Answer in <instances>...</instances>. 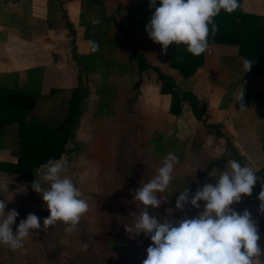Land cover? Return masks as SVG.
<instances>
[{"label": "crops", "instance_id": "0c3cea01", "mask_svg": "<svg viewBox=\"0 0 264 264\" xmlns=\"http://www.w3.org/2000/svg\"><path fill=\"white\" fill-rule=\"evenodd\" d=\"M240 3L244 12L264 15V0H240ZM149 4L150 0H0V74L17 73L20 83H24L28 69L42 67V93H47L52 87L66 93L78 85L79 81L81 66L73 52L78 55H87L91 52V41L85 36L84 25L98 20L99 23L95 24L96 30L106 32V36L102 35L99 40L101 52L103 51L106 55L110 53L117 60L123 61L132 50L131 41H134L146 55L148 63L173 77L180 86L189 85L192 91L203 99L204 121L216 124L217 130L223 137L217 136L213 128L204 126L202 121L196 119L187 103L182 105V111L178 116L170 113V94L160 92V83L152 70L144 74V81L141 84L143 90L137 96H135L136 90L133 84L124 80L131 76L117 77V96L113 101L111 114L95 115L94 109L98 98L95 94L93 99H90V95L87 109L80 116L75 139L88 143V150L70 151L57 160L67 164L71 180L73 178L81 184L82 179L94 178V183L97 182L101 188L103 184H106L107 178H112L111 169L114 166L120 171H134L137 168L134 164V148H136L138 154L145 152L149 155L148 162L142 170L143 182H149L156 175V170L163 165L168 154L154 155L155 147L150 144V140L157 136L160 137L163 147L168 146L174 155L183 152V161L176 163L173 174L180 178L181 182L184 177L194 178L193 173L188 170L195 167V160L199 154L222 155L228 152L229 148L225 145L226 138L233 148L232 154L236 153L239 158L236 161L242 166L250 167L254 172L260 169L264 165L262 149L264 144V71L258 76H250L245 69V64L248 62L239 55L237 45L212 43L203 53L202 65L196 69L188 82H183L178 71L170 66L173 54L171 45L165 53L162 45L150 39L145 30L155 11L150 9ZM156 4L157 7L160 6V0H156ZM65 15L73 24V38L65 27ZM122 26L126 28V32L120 28ZM98 68L100 67L94 66L88 73L97 78L100 72ZM73 72L77 75L75 83L71 80ZM111 72L118 74L120 71ZM121 72L129 73V70ZM135 74L134 71L131 75ZM47 82L49 85L46 88ZM127 88L133 91L128 96ZM242 94H244L245 109H241L238 102ZM133 97L135 99L130 102ZM124 112L128 115L123 114ZM133 114H136V117ZM122 115L124 119L133 115L136 123L134 130H130L131 136L127 133L130 138L136 140L135 147H124L134 155L130 163L126 160L127 157L120 155L124 150L123 147L117 149L115 146L118 142L116 138L121 137L123 133L113 125V122L122 118ZM87 117L91 118L92 123V127L89 128L90 137H88V129L83 132L81 127L82 121ZM209 130L212 132L209 133ZM206 131L208 136L205 134ZM210 139L213 142L215 139L217 142L222 139V147L218 148L215 144L209 145ZM170 140H174V147L169 145ZM135 159H137L136 156ZM0 160L14 162L16 158L9 149L4 148L0 149ZM228 160L235 159L229 157ZM92 164L93 170L90 169ZM227 165L226 163L222 168L215 167L209 171L207 173L209 181L212 174L220 175L229 170ZM180 168H185L186 172L182 173ZM88 169L94 172L91 174L92 177L88 176L86 172ZM1 177L5 176L0 175ZM185 188H190L191 193H195L193 180L189 185L182 184L178 190L181 192ZM254 188V195L248 197L257 200L262 190L258 180ZM180 192L177 195L171 193L169 185L164 192L157 193L161 201L160 211L163 210L173 220L188 218V214L185 215L184 211L175 208ZM242 199L245 200L243 197ZM190 214L189 218L198 215ZM251 214L258 221L261 237L258 243L264 250V214H261L260 210ZM114 217L111 213L105 216L107 220L103 222L102 230L97 238L101 248L113 257L115 254L124 252L138 256V250H141L143 257L138 258L139 260L135 263L142 264L147 258V256L145 258V250L152 243L151 239L144 235L134 236L127 231H118L121 223L116 216ZM129 234L131 237L128 236Z\"/></svg>", "mask_w": 264, "mask_h": 264}, {"label": "clouds", "instance_id": "9594fccd", "mask_svg": "<svg viewBox=\"0 0 264 264\" xmlns=\"http://www.w3.org/2000/svg\"><path fill=\"white\" fill-rule=\"evenodd\" d=\"M150 9H155L146 25L150 39L162 45L167 53L169 46L181 44L193 56H200L209 47V34L214 36L219 28L214 18L221 10L231 13L238 7L237 0H150ZM99 23L98 20L93 21ZM211 26V28L209 27ZM98 47V45L96 46ZM246 72L251 65L245 64ZM242 94L238 102L243 105ZM178 158L168 153L156 175L137 189H132L134 199L143 205L134 227L126 228L134 236L144 235L152 243L147 248V258L142 264H264V250L258 243V221L245 209L237 212L243 196H251L257 184L255 172L242 166L236 160L228 162V169L222 172L215 183L197 187L195 193L185 188L176 199L175 208L181 211L186 205L203 210L192 218L173 220L158 218L150 214L149 208L158 209L161 201L157 193L164 192L173 179ZM44 181L48 187L33 183V190L42 195L50 211L41 228L37 215L29 213L13 232V225L19 213L13 209L5 215L7 204L0 200V245L12 250L24 247V242L33 234L38 235L48 226L61 221L69 225L67 231H75L81 218L89 211L88 202L81 198V192L66 175L68 166L50 159L46 165ZM260 212L264 214V186L259 194ZM87 248V245H84Z\"/></svg>", "mask_w": 264, "mask_h": 264}, {"label": "trees", "instance_id": "16d2710c", "mask_svg": "<svg viewBox=\"0 0 264 264\" xmlns=\"http://www.w3.org/2000/svg\"><path fill=\"white\" fill-rule=\"evenodd\" d=\"M237 2L238 7L233 12L228 13L222 9L214 18L219 31L214 36L210 32L209 44L237 45L239 55L251 65V70L247 73L255 77L264 71V15L244 12L241 9L240 0ZM65 19V27L73 38V24L68 16L65 15ZM84 26L85 36L91 41V52L87 55L75 53L77 62L81 66L79 81L78 85L66 93L55 87L50 88L47 93H42V67L28 69L24 83H20L17 73L0 74V149H9L16 158L14 162L0 160L1 176L14 177L24 182L31 194L37 193L32 186L34 182L43 186L39 176L43 179L46 168L42 165H46L50 159L59 160L70 151L78 152L81 149L87 151L89 148L88 143L76 140L75 135L80 116L87 109V101L92 92V82L95 86V94L98 96L94 109L95 115H110L113 101L117 96V77L130 76L134 71L137 76L133 83V88L136 90L135 96L143 90L141 84L144 81V74L152 70L160 83V92L170 94V113L178 116L182 111V105L187 103L196 119L202 121L204 126L213 128L217 136L223 137L217 130L216 124L204 121L203 99L198 97L189 85L180 86L173 77L148 63L146 55L134 41H131L132 50L127 59L120 61L110 53L106 55L103 51L101 52V41L99 40L102 35L106 36L105 30L97 31L94 23ZM120 28L126 32V28L123 26ZM170 48L173 53L170 66L178 71L183 82H188L196 69L202 65L204 54L193 56L183 44L178 47L172 44ZM94 66L100 67L96 79L88 73ZM115 70L120 72L113 74L111 71ZM127 70L129 73L121 72ZM134 99L135 97L131 98L130 102ZM45 103L52 105L47 111L43 110ZM150 144L155 147L154 155H166L171 151L168 146L163 147L158 136L152 138ZM169 145L174 147V140H170ZM225 145L232 151L233 148L227 138ZM262 149L264 151V144ZM175 155L179 162L183 161V152L175 153ZM231 158L239 160L236 153L232 154ZM227 160L225 156L217 159L209 158L203 173L207 174L215 167L222 168ZM255 174L262 189L264 165L256 170ZM191 180L190 176L184 177L182 180L184 183H180V178L173 176L170 182V192L179 191L182 184L189 185ZM160 213L162 217L170 218L163 210Z\"/></svg>", "mask_w": 264, "mask_h": 264}, {"label": "rangeland", "instance_id": "374dc122", "mask_svg": "<svg viewBox=\"0 0 264 264\" xmlns=\"http://www.w3.org/2000/svg\"><path fill=\"white\" fill-rule=\"evenodd\" d=\"M73 53L76 58L75 52ZM130 76L131 78H124V80L133 84L137 78L135 75ZM76 79V72H73L71 75L72 83H75ZM120 80L122 82V79ZM48 85L49 83L47 82L46 88ZM91 87L92 94L90 99H93V97H95L93 82ZM132 92L133 91H131V89L127 88L126 95L128 96ZM43 106L44 111H47L52 107V105L48 103H45ZM123 114H126V112ZM136 114L133 115L136 117ZM133 115L126 117L125 119L122 115V118H119V120L113 122V125L123 133V137L121 136L118 139L116 138L118 141L115 145L117 149L121 146L123 149L124 147L129 146L135 147L134 142L136 140L129 137L131 136L130 130H134V124H136ZM90 126L92 127L91 118L87 117L82 121L81 127L83 132L88 129V137L91 136V130H89ZM208 132L211 133L212 131L209 130ZM127 133H130L129 136ZM205 134L208 136L207 131ZM214 141L215 142L210 139L209 145L215 144V146L218 148L222 147V139L218 140V142L216 139ZM126 149L122 150L120 155L127 157L126 160L129 163L131 162L130 159L132 156L135 155L137 157V159H135L134 156V164L137 166L134 171H120L116 166H114L111 169L113 175L112 178H107V181L105 182L106 184H103L101 188L97 182L94 183V178H86L84 180L82 179L81 184H78L77 181L72 178V180L75 182L74 184H76L78 189H80L82 194L81 198L85 199L89 204V211L81 218V221L76 226L75 231H67L69 225H66L61 221H57L55 224L48 226L46 230L40 231L38 235L33 234L30 236L24 242V247L21 249L12 250L7 246L0 245V264H136L135 262L139 260L138 258L143 257L141 250H138V256L124 252L115 254L113 257L108 251H106V253L104 252L103 248L100 246V242L97 239L102 230L101 226H103V222L107 220L105 219V216L108 213H111L113 217L116 216L118 218L117 220L120 221L121 225H119L120 228L117 230L126 232V228H132L131 226L143 208V205L134 199V196L130 190L137 189L145 184V182H143L142 170L144 165H146L148 162L149 155L145 152H140L138 154V150L136 148H134L135 154L133 155ZM209 155L210 154L208 153L199 154L195 160V167H193L192 170H188V172L191 171L194 175L192 180L195 184V191L197 190V187H202L204 184L215 183L219 176V174H212L211 180L209 181L207 176L208 174L202 173L203 167L205 169L206 161L209 158L217 159L222 156L227 158L232 157V151L228 149V152L223 153L222 155ZM228 162L229 160H227L225 164H228ZM93 168V164L90 165V169L93 170ZM90 169L86 171L88 172V176L94 173ZM180 169L182 173L186 172L185 168ZM69 172L70 171H67L66 173L68 177ZM110 173L111 172H109V174ZM40 177L41 176H39V179H42ZM40 181L43 183L44 179ZM42 187L47 188V183L45 182V185ZM179 192L180 191H175V194L177 195ZM252 195H254L253 192ZM157 196H159V194H157ZM243 198L247 200L245 201L242 199L239 204H234L232 206L237 212L242 213L245 209H247L251 213H256L258 210H260L261 202L258 198L257 200H253L252 197L248 196H243ZM0 200L5 201L7 204L5 215L8 211L13 209L19 213V216L16 218V221L12 226L14 233L20 223V220H26L29 213L37 215V217L40 219L42 229L44 219L50 216V211L47 208L46 202L43 201L42 195L40 193L31 194L26 188L24 182H21L20 180L11 176L0 178ZM200 203V209L193 208L190 204L186 205L183 210L185 215L188 214V218L190 213L197 215L203 210L204 202L201 201ZM160 207L158 209H152L150 207L149 211L150 214L156 215L158 218L161 217V219H163L164 217H162V214L160 213ZM115 219L116 218L114 217V220ZM128 236L131 237L130 234ZM138 244L142 245L141 243ZM84 245H87L86 249L84 248ZM144 246H146V244H144ZM145 252L146 258L147 251L145 250ZM141 260L142 259H140V261Z\"/></svg>", "mask_w": 264, "mask_h": 264}, {"label": "built area", "instance_id": "2783aa9c", "mask_svg": "<svg viewBox=\"0 0 264 264\" xmlns=\"http://www.w3.org/2000/svg\"><path fill=\"white\" fill-rule=\"evenodd\" d=\"M209 53V51H207Z\"/></svg>", "mask_w": 264, "mask_h": 264}]
</instances>
